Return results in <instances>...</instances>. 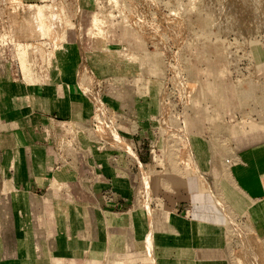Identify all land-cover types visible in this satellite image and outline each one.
<instances>
[{
	"label": "crops",
	"instance_id": "crops-1",
	"mask_svg": "<svg viewBox=\"0 0 264 264\" xmlns=\"http://www.w3.org/2000/svg\"><path fill=\"white\" fill-rule=\"evenodd\" d=\"M112 51L79 47L71 59L62 57L60 76L46 85L20 73L0 77V264H264V107L243 105L245 99L226 98L230 145L196 152L204 182L193 199L155 213L140 207L127 172L134 158L126 152L98 153L95 178L62 181L73 175L64 167V124L89 121L87 90L95 95L103 80L129 71L109 58ZM138 95L108 91L104 100L122 114L120 132L148 159L150 149L140 146L156 138L153 111L160 109L136 103ZM67 190L72 200L63 198Z\"/></svg>",
	"mask_w": 264,
	"mask_h": 264
},
{
	"label": "rangeland",
	"instance_id": "rangeland-1",
	"mask_svg": "<svg viewBox=\"0 0 264 264\" xmlns=\"http://www.w3.org/2000/svg\"><path fill=\"white\" fill-rule=\"evenodd\" d=\"M211 2L0 0V77L5 72L10 78L20 73L24 80L46 85L53 75L60 76L62 57L71 59L79 47L108 45L114 53L109 58L127 64L129 71L101 82L97 91L103 102L108 91L137 90L136 103L154 102L160 109L153 111L156 138L150 146L148 141L141 146L143 151L152 149V155L142 159L143 168L133 169L134 200L153 213L168 209L177 199H193L200 193L204 179L196 152L215 154L217 147L230 145L226 140L232 133L225 115L227 95L239 102L245 99L243 105L264 107V17L260 10L264 0ZM106 105L113 115L109 118L102 116L92 100L89 121L74 119L64 124L61 149L68 158L64 167L73 175L62 181L95 178L98 153L135 148L130 134L120 132L124 126L120 111ZM195 110L200 112L199 128L192 119ZM112 132L116 136L119 132L124 144ZM241 145L233 144L235 148ZM65 194L69 196L63 198H74L70 190Z\"/></svg>",
	"mask_w": 264,
	"mask_h": 264
},
{
	"label": "built area",
	"instance_id": "built-area-1",
	"mask_svg": "<svg viewBox=\"0 0 264 264\" xmlns=\"http://www.w3.org/2000/svg\"><path fill=\"white\" fill-rule=\"evenodd\" d=\"M93 101H94V103H95L97 109L100 110V112H101V114H102V116H103L104 118H109L108 115L113 116L112 113H111V109H110V107H108V106L106 105V103L103 102V100L101 99V95H100L99 91H97L96 94L94 95V99H93ZM100 103H103V104L105 105V109H104V110H102L101 107L99 106ZM108 113H109V114H108ZM94 119L97 120L96 118H94ZM111 125H112V123H111ZM111 129H112V128H111ZM112 136H114V139H115L116 141H118L119 144H124V142H123V138H122V136L120 135L119 132H118L117 136L112 132ZM127 147H128V149L125 150L124 152L131 154V155L133 156V158H134V159H133V160H134L133 163H131V166H129L128 169H127V172H128V174H129L130 178L132 179V176H133V169L135 168V166H138L139 168H143V166H145L146 163H144V162L142 161V159H141V157H140V155H139V153H138V150H137L136 148H132V147H130V146H127ZM140 147H141V146H140ZM140 147H139V150H140ZM130 148H131L132 150H129ZM151 155H152V149H150V157H151ZM137 156H138V157H137ZM133 187H134V185H133Z\"/></svg>",
	"mask_w": 264,
	"mask_h": 264
},
{
	"label": "bare ground",
	"instance_id": "bare-ground-1",
	"mask_svg": "<svg viewBox=\"0 0 264 264\" xmlns=\"http://www.w3.org/2000/svg\"><path fill=\"white\" fill-rule=\"evenodd\" d=\"M115 1H116V0H115ZM209 1H211V0H209ZM236 1H237V0H236ZM207 2H208V1H207ZM212 2H214V0H212ZM212 2H211V3H212ZM209 4H210V3H209ZM206 5H208V4H206ZM258 6H259V5H258ZM208 7H209V6H208ZM251 7H252V6H251ZM254 7H255V6H254ZM238 8H239V7H238ZM249 8H250V6H249ZM252 8H253V7H252ZM118 9H119V8H118ZM126 10H127V9H126ZM237 10H238V9H237ZM237 10H236V13H237ZM247 10H248V8H247ZM253 10H254V9H253ZM260 10L264 13V4H262V5L260 6ZM124 11H125V10H124ZM239 11H240V9H239ZM262 12H261V13H262ZM240 13H241V11H240ZM240 13H238L239 16L241 15ZM245 13H246V12H245ZM248 13H249V11H248ZM258 13H259V12H258ZM258 13H257V14H258ZM263 13H262V15H261L262 17H264V16H263V15H264ZM246 14H247V13H246ZM249 14H250V13H249ZM254 14H255V13H254ZM111 15H112V14H111ZM99 16H100V15H99ZM123 16H124V15H123ZM239 16H238V17H239ZM242 16H243V15H242ZM259 16H260V15H259ZM238 17H237V18H238ZM247 17H248V16H247ZM251 17H252V16H251ZM262 17H261V18H262ZM95 18H96V17H95ZM97 18H99V17H97ZM101 18H102V17H101ZM101 18H100V19H101ZM253 18H254V17H253ZM94 20H95V19H94ZM231 20H232V19H231ZM243 20H244V19H243ZM248 20H249V19H248ZM253 20H255V19H253ZM99 21H100V20H99ZM99 21L96 19V22H95V23H96L97 25H99ZM244 21H245V20H244ZM250 21H251V18H250ZM101 22H104V21H101ZM263 22H264V21H263ZM101 24H102V23H101ZM93 25H94V24H93ZM99 26H101V25H99ZM97 29L99 30V28H97ZM98 30H97V31H98ZM100 104H101V103H100ZM101 107H103V106L101 105ZM147 205H148V204H147ZM148 246H149V245H148Z\"/></svg>",
	"mask_w": 264,
	"mask_h": 264
}]
</instances>
